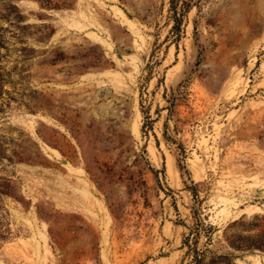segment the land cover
Wrapping results in <instances>:
<instances>
[{"label":"rangeland","instance_id":"rangeland-1","mask_svg":"<svg viewBox=\"0 0 264 264\" xmlns=\"http://www.w3.org/2000/svg\"><path fill=\"white\" fill-rule=\"evenodd\" d=\"M0 264H264V0H0Z\"/></svg>","mask_w":264,"mask_h":264},{"label":"trees","instance_id":"trees-1","mask_svg":"<svg viewBox=\"0 0 264 264\" xmlns=\"http://www.w3.org/2000/svg\"><path fill=\"white\" fill-rule=\"evenodd\" d=\"M191 191H192V192H195L193 187L191 188ZM194 194H195V193H194ZM194 213H195V211H194Z\"/></svg>","mask_w":264,"mask_h":264},{"label":"bare ground","instance_id":"bare-ground-1","mask_svg":"<svg viewBox=\"0 0 264 264\" xmlns=\"http://www.w3.org/2000/svg\"><path fill=\"white\" fill-rule=\"evenodd\" d=\"M64 162V161H63Z\"/></svg>","mask_w":264,"mask_h":264}]
</instances>
